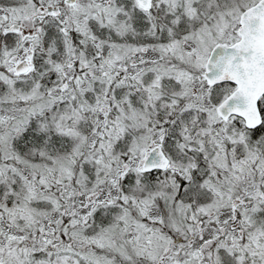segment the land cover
Segmentation results:
<instances>
[{
  "label": "snow or ice",
  "instance_id": "1",
  "mask_svg": "<svg viewBox=\"0 0 264 264\" xmlns=\"http://www.w3.org/2000/svg\"><path fill=\"white\" fill-rule=\"evenodd\" d=\"M0 264H264V0H0Z\"/></svg>",
  "mask_w": 264,
  "mask_h": 264
}]
</instances>
